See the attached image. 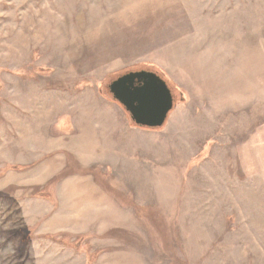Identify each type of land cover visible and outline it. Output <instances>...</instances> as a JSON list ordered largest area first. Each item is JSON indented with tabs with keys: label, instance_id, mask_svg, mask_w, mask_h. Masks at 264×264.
Masks as SVG:
<instances>
[{
	"label": "rangeland",
	"instance_id": "obj_1",
	"mask_svg": "<svg viewBox=\"0 0 264 264\" xmlns=\"http://www.w3.org/2000/svg\"><path fill=\"white\" fill-rule=\"evenodd\" d=\"M0 264H264V0H0Z\"/></svg>",
	"mask_w": 264,
	"mask_h": 264
},
{
	"label": "water",
	"instance_id": "obj_2",
	"mask_svg": "<svg viewBox=\"0 0 264 264\" xmlns=\"http://www.w3.org/2000/svg\"><path fill=\"white\" fill-rule=\"evenodd\" d=\"M112 101L120 104L139 128L162 127L174 108V96L156 72L144 69L125 72L107 85Z\"/></svg>",
	"mask_w": 264,
	"mask_h": 264
},
{
	"label": "flooded vegetation",
	"instance_id": "obj_3",
	"mask_svg": "<svg viewBox=\"0 0 264 264\" xmlns=\"http://www.w3.org/2000/svg\"><path fill=\"white\" fill-rule=\"evenodd\" d=\"M107 85H108V84H107ZM107 85H106V91L108 92Z\"/></svg>",
	"mask_w": 264,
	"mask_h": 264
},
{
	"label": "crops",
	"instance_id": "obj_4",
	"mask_svg": "<svg viewBox=\"0 0 264 264\" xmlns=\"http://www.w3.org/2000/svg\"><path fill=\"white\" fill-rule=\"evenodd\" d=\"M67 127V126H66ZM66 127H64V128H66ZM70 137V136H69Z\"/></svg>",
	"mask_w": 264,
	"mask_h": 264
},
{
	"label": "trees",
	"instance_id": "obj_5",
	"mask_svg": "<svg viewBox=\"0 0 264 264\" xmlns=\"http://www.w3.org/2000/svg\"><path fill=\"white\" fill-rule=\"evenodd\" d=\"M105 89H106V87H105Z\"/></svg>",
	"mask_w": 264,
	"mask_h": 264
}]
</instances>
